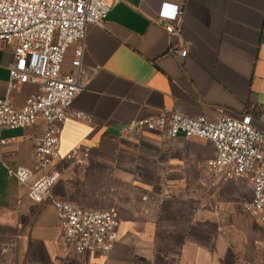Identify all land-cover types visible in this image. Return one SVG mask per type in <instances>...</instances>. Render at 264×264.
Masks as SVG:
<instances>
[{
	"label": "crops",
	"instance_id": "obj_1",
	"mask_svg": "<svg viewBox=\"0 0 264 264\" xmlns=\"http://www.w3.org/2000/svg\"><path fill=\"white\" fill-rule=\"evenodd\" d=\"M165 4L182 13L185 58L159 19ZM73 59L74 47L65 73ZM13 62L11 48L0 44V101ZM81 71L84 90L72 109L86 119H67L59 158L47 169H38L33 154L42 121L0 129V264H264V224L243 209L251 184L206 169L211 142L126 131L167 111L212 122L249 113L264 133V0H121L103 26H88ZM36 90L13 92L14 105ZM75 148L86 155L67 161ZM21 168L33 172L31 181L59 171L58 199L117 206L110 255H77L66 246L53 206L31 202L27 185L12 175Z\"/></svg>",
	"mask_w": 264,
	"mask_h": 264
},
{
	"label": "built area",
	"instance_id": "obj_2",
	"mask_svg": "<svg viewBox=\"0 0 264 264\" xmlns=\"http://www.w3.org/2000/svg\"><path fill=\"white\" fill-rule=\"evenodd\" d=\"M121 0H0V44L11 48L14 62L9 68L7 94L0 101V129L25 130L44 123L36 141L34 157L39 170L59 158L60 133L69 117L86 119L72 109L84 90L82 59L87 28L103 26L110 11ZM171 7L172 11L167 8ZM178 6L165 4L159 19L180 58H185L189 42L179 43ZM74 47L71 69L65 73L68 51ZM24 85H35L22 107L13 103V92ZM126 131L153 133L175 139L182 135L213 144L215 155L204 166L223 180H246L253 196L244 204L246 214L264 224V133L253 123L251 114L223 117L212 122L205 117H187L163 111L158 116L131 123ZM3 143V142H2ZM86 149L75 148L69 162H80ZM20 185H27V197L35 204L50 203L64 235V243L77 255L109 256L118 242L120 211L117 206L96 210L61 200L53 188L61 174L57 170L32 180L34 174L19 169L12 174ZM146 200V198H143Z\"/></svg>",
	"mask_w": 264,
	"mask_h": 264
}]
</instances>
